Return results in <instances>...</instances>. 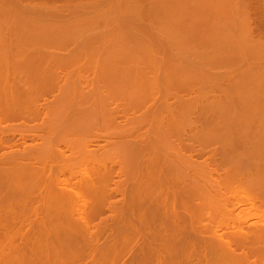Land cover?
<instances>
[{
    "label": "bare ground",
    "instance_id": "1",
    "mask_svg": "<svg viewBox=\"0 0 264 264\" xmlns=\"http://www.w3.org/2000/svg\"><path fill=\"white\" fill-rule=\"evenodd\" d=\"M165 1L0 0V264H264V27L254 24H264V0L221 7L243 34L234 45L225 27L224 47L238 53L219 65L240 56L259 73L246 78L254 84L214 70V56L193 59L219 38L186 45L175 35L184 54L179 38L178 49L168 41L159 26L189 31L203 12L166 11ZM206 1L213 19L218 1ZM78 163L95 167V182L87 170L81 187L62 178ZM78 201L79 221L50 219L73 217ZM106 210L131 231L102 235L111 224L83 216ZM249 210L261 220L243 225Z\"/></svg>",
    "mask_w": 264,
    "mask_h": 264
},
{
    "label": "rangeland",
    "instance_id": "2",
    "mask_svg": "<svg viewBox=\"0 0 264 264\" xmlns=\"http://www.w3.org/2000/svg\"><path fill=\"white\" fill-rule=\"evenodd\" d=\"M180 1H181V0H179L178 2H180ZM184 1L186 2V0L181 1V2L184 3V5H183V3H178V2H176L175 0H166L165 3H164V9H165L166 11H171V10H174L175 7H177V6H180V8H183V9L185 8V9H188V10H190V9H196V8H197L196 10H198L199 12H200V11L203 12V13L200 12L202 15L200 14L201 16H200V15L198 16L199 19H196L197 21H199V22H198L199 24H198L197 21L195 20L194 24L191 25V27H193L192 29H191V28L189 29L190 26H188V29H189V31H188V30L186 29L187 27H186V28H185V27H182V28H181L182 25H179V24H178V25H175V26H174L172 23H166V22H165V23H166V24H164L165 26L163 25V26H159V27H161V31L165 33V34L163 33V35L170 34V35H167V36H169V37H167V38H170V39H171V40H168V41L171 42V41L173 40V37L171 38V36H174V37H175V35H176V36H179V35H180V36L184 39L185 44H186L188 41H191L192 43L195 41V42H197V43H194L195 45H204V44H206L205 42H208V40H212V39H213L212 41H213V43H214V42L216 41V39L219 38V39H217L216 44L214 43V44H215V48H213L214 51H212L213 49H212V50H211V49L207 50L206 48L203 49L202 47H196V50H197V52H198V54H199V55H198L199 57H194L193 59H195V60L205 61V60H207L206 58H208V57H210V56H214V57L217 58L219 61H221V62L218 63V65L215 64L216 66L214 67V70L217 69V71H218V70H220L221 72L223 71V74H225L226 72H228V74H229L230 72H233V71H234L233 74H235L236 76H239L238 80H240V77H241V76H242V77H241V80H242V79L244 80V78L246 79L248 76H251V74H253V75L256 74V73H254V72H252V73L250 74V73H248V71H246L245 66L241 65L242 62H238L239 59H241V61L243 60L242 58H240V56H239L238 58H236V59L238 60V61H237L238 65H237L236 62H234L235 64L230 65V66H228V64H226V63H225L226 65H225L224 63H223V65H222V64L219 65L220 63H222V62L225 60L224 58H226V56L228 57L227 59H233L232 56H235V57H236L235 54L238 53V52H237V50H238V47H237V46L234 47L235 50L233 49V50H232L233 52H232V51H228V50H226V48L224 47V46L226 45V44H225V42H226L225 40H227L226 36H228V35L225 36V34H226L225 31H227L225 27H228L229 30H230V29H234V28L236 29L237 27L240 26V25L238 26V23H237V24H236V23H232L231 25H230V24H227V25H226V24L224 23V22H225V19H226L227 17H229V16H227V17L225 18V15L223 14V13H225V12H223V11H225V10H226L225 8H227V4H226V3L224 4V1H225V0H222V1H221V0H216V2H217V1H218V2L215 3V5H214V8H215V15L213 16V17H214L213 19L210 18V17H211L210 15H209L210 17H207L208 14H209V13L207 14V12H208L209 7H210V4H209L208 1L205 0V2H207L208 4L204 3L203 0H201V1H202L204 4H203L200 0H187L188 2H186V3H185ZM192 1H195V2L193 3ZM198 1H199V2H198ZM219 1H220V2H219ZM240 1H241V0H240ZM196 2H197V3H196ZM222 2H223V4H224L223 7H222ZM226 2H227V0H226ZM200 3H202V4H200ZM218 3H219V5H221V6L218 7ZM220 3H221V4H220ZM179 4H180V5H179ZM194 4H195V5H194ZM197 4H198V5H197ZM199 4H200V5H199ZM251 4H252V3H251ZM208 5H209V6H208ZM252 5H254V4H252ZM216 6H217L219 9L216 8ZM232 6H233V5H232ZM194 7H195V8H194ZM207 7H208V8H207ZM221 7L224 8L225 10L222 9ZM250 7H252V6H250ZM253 7H254V6H253ZM204 8H206V10H205ZM202 9L205 10V13H204V11H203ZM249 9H252V8H249ZM220 10H221V11H220ZM244 10H245V9H244ZM2 11H4V12L6 11V12H7L8 10H2ZM226 11H228V8H227ZM240 11H241V13H242V10H240ZM240 11H238L237 13H239ZM245 11H246V10H245ZM251 11H253V13L255 14V15H254L253 13H251V14L249 13V14H250L249 17L251 18V20L254 19V18L252 17L253 15L256 16L257 14H259L258 16H260V13H259V12L256 11L257 14L254 12V11H255L254 8H253V10H251ZM251 11H250V12H251ZM0 12H1V10H0ZM20 12H21V11H20ZM23 12H26V11H23ZM233 13H234V14H233L234 17L232 16L231 18H233L234 20H236V19L238 18V16H240V14L238 15L235 11H234ZM0 14H1V13H0ZM222 14H223V15H222ZM206 15H207V16H206ZM219 15H221V17H220ZM227 15H228V14H227ZM251 15H252V16H251ZM202 16H204V17H202ZM205 16H206L207 18H209L210 20H209V19L207 20V18H205ZM236 16H237V17H236ZM258 16L255 17V18H258ZM243 17H244V16H242V14H241V16H240L239 18H243ZM204 18H205V19H204ZM239 18H238V19H239ZM259 18H260V17H259ZM187 19H188V18H182V21L187 20ZM260 19H262V18H260ZM260 19H259V20H260ZM1 20H3V17H1ZM178 20H180V18H179ZM200 20H201V21H200ZM204 20H205V21H204ZM239 20H240V19H239ZM239 20H238V21H239ZM257 20H258V19H257ZM257 20H256V21H257ZM226 21H227V19H226ZM236 21H237V20H236ZM256 21H254V24H255L256 26L259 27V30H260V27H261V28L264 27V24L261 23L262 20H260L259 25H257V22H258V21H257V22H256ZM0 22H2V21H0ZM168 22H169V21H168ZM255 22H256V23H255ZM229 23H230V22H229ZM15 24H17V23L15 22ZM170 24H171V25H170ZM239 24H240V23H239ZM0 25H1V27H2V26H5V24H4V25L0 24ZM11 25H12V24H11ZM194 25H196V26L198 25V26L196 27V26H194ZM12 26L15 27V28H19V25H12ZM21 26H22V25H20V27H21ZM177 26H178V27H177ZM5 27H6V26H5ZM5 27H4V28H5ZM99 27H100V26H99ZM131 27H132V26H131ZM133 27H134V26H133ZM139 27H140V26H135V28H139ZM147 27L149 28V26H145V28H147ZM150 28H151V27H150ZM154 28H155V27H154ZM224 28H225V29H224ZM1 29H2V28H0V30H1ZM180 29H181V30H180ZM182 29H183V30H182ZM184 29H185V30H184ZM194 29H195V30H194ZM202 29H203V30H202ZM235 29H234V30H230L231 32H229V33H232V32L234 31L233 34H234V36H236L237 34L239 35V32H242V31H240L241 29H240V30H238V29L235 30ZM142 30H143V27H141L140 30H138V31L143 32ZM176 30H177L178 32H174V31H176ZM223 30H225V31H223ZM237 30L239 31L238 33L236 32ZM259 30L257 29V31H259ZM261 30H262V29H261ZM179 31H180V32H179ZM185 31H187V32H185ZM221 31H222V32H221ZM262 31H263V30H262ZM195 32H196V34H195ZM260 32H261V31H260ZM155 33H156V32H155ZM158 33H159V32H158ZM158 33H157V34H158ZM176 33H177V34H176ZM202 33H203V34H202ZM206 33H207V34H206ZM224 33H225V34H224ZM227 33H228V32H227ZM262 33H264V31H263ZM173 34H174V35H173ZM188 34H189V35H188ZM199 34H200V35H199ZM205 34H206V35H205ZM209 34H210V35H209ZM242 34H243V33H240L239 37H240ZM1 35H2V34H1ZM158 35L161 36V34H158ZM163 35H162V39L165 38ZM182 35H184V36H182ZM207 35H209V36H207ZM222 35H224L223 37H225L226 39H224V38L222 37ZM238 35H237V36H238ZM189 36H192V37H189ZM196 36H198V37H196ZM203 36H204V37H203ZM214 36H215V37H214ZM237 36H236V37H237ZM263 36H264V35H263ZM96 37H97V36H96ZM163 37H164V38H163ZM185 37H186V39H185ZM239 37H237V39L234 38V40H233V37H231L232 39L230 38V42H232V44L234 43V45H240V44H239V41H238ZM13 38H14V37H13ZM167 38H166V39H167ZM175 38H176V37H175ZM177 38H179V37H177ZM177 38H176V39H177ZM182 38H181V39L179 38L180 40L178 39V41H181ZM191 38H192V39H191ZM215 38H216V39H215ZM242 38H244V36H243ZM11 39H12V38H11ZM176 39H174V40H176ZM206 39H207V40H206ZM235 39H236V40H235ZM111 40H112V39H111ZM164 40H165V39H164ZM185 40H186V41H185ZM220 40H221V41H220ZM239 40H241V38H240ZM12 41L15 42L14 39H13ZM108 41H109V40H108ZM224 41H225V42H224ZM243 41H244V39H243L242 41H240V42L245 43V42H243ZM33 42H36V41L34 40ZM37 42H40V40L37 41ZM112 42L114 43L115 41L112 40L111 42H107V43H112ZM166 42H167V41H166ZM174 42H175V41H174ZM174 42L172 41V43H174ZM176 42H177V41H176ZM176 42H175L173 45H175ZM168 43H169V42H168ZM172 43H171V45H172ZM178 43H180V42H178ZM189 43H190V42H188V44H186V45H189ZM203 43H204V44H203ZM181 44H182V41H181ZM245 44H246V45H245ZM245 44H243V45H245V47H246L248 44H247V43H245ZM179 45H180V44H179ZM186 45H185V46H186ZM241 45H242V44H241ZM243 45H242V46H243ZM175 46H176V45H175ZM182 46H183V48H182ZM185 46L182 44L180 48H179V46H176V48H177V49L179 48L178 50L181 51L180 49H184ZM188 47H189V46H188ZM190 47H191V45H190ZM190 47H189V48H190ZM185 48L187 49V46H186ZM192 48H193V47H192ZM222 48H223V50H224V49H225V50L223 51ZM68 49H70V48H68ZM186 49H185V51H186ZM220 49H221V50H220ZM174 50H175V49H174ZM178 50L176 51V54H178V55H180L181 52H183L182 54H184V52H185V51H181V52H179ZM190 50H191V48H190ZM202 50H204V51H202ZM244 50H245V49H243V52H244ZM171 51L173 52V49H172ZM171 51H169V52L171 53ZM201 51H202V52H201ZM209 51H210V52L212 51V52L210 53ZM215 51H216V52H215ZM219 51H220V55H219ZM225 51H226V52H225ZM247 51H248V50H247ZM247 51H246V52H247ZM177 52H178V53H177ZM203 52H204V53H203ZM205 52H206L207 54H206ZM222 52H223V53H222ZM243 52H242V53H243ZM185 53H188V49H187V52H185ZM202 53H203L204 55H203ZM213 53H214V55H213ZM230 53H232V54H230ZM234 53H235V54H234ZM167 54H168V53H167ZM174 54H175V51H174V53H172V54H170V55L172 56V55H174ZM225 54H226V55H225ZM207 55H208V56H207ZM209 55H210V56H209ZM168 56H169V55H166V57H163V58H164V59H167V58L170 57V56H169V57H168ZM181 56H182V55H181ZM183 56H184V55H183ZM183 56L181 57L182 60H185V61L190 60V61H191V59H192V57H187L186 54H185V58H183ZM253 57H254V56L251 57V54L249 53V54L247 55L246 58L250 60V59H252ZM170 58H171V57H170ZM172 58L176 60V56H175V58H174V57H172ZM172 58H171V59H172ZM255 58H256V57H255ZM178 59H180V57H179ZM222 60H223V61H222ZM233 60H234V59H233ZM233 60H232V61H233ZM235 61H236V60H235ZM239 64H240V65H239ZM221 66H222V67H221ZM216 67H217V68H216ZM215 68H216V69H215ZM225 68H226V69H225ZM229 69H230V70H229ZM220 71H219L218 73H220ZM243 71H244V72H243ZM245 71H246L248 74H247ZM221 74H222V73H221ZM233 74H231V75H233ZM257 74L259 75L258 72H257ZM257 74H256V76H258ZM246 75H247V76H246ZM260 75H261V74H260ZM233 76H234V75H233ZM236 76H235V77H236ZM252 78H253V79L248 78V79H246V80H253L252 82H253V84H254V83H255L254 81H256V80H254L255 77H252ZM249 82H250V81H249ZM252 82H250V83H252ZM240 83H241V85H242V81H240ZM240 83H239V84H240ZM241 85H239V86H241ZM201 121H203V120L201 119ZM201 121H198V122H200V124H201V123H203V122H201ZM250 122H251V121H250ZM250 122H249V123H250ZM258 122H259V121H257V122L254 121V123H258ZM261 122H262V121H261ZM240 123H241V122H240ZM243 123H244V122H243ZM251 123H252V122H251ZM259 123H260V122H259ZM32 124H33V123H32ZM252 124H253V123H252ZM189 128H190V127H189ZM186 129H187L188 131L185 130L184 133L187 134V135L184 134V135H183V138H184V136L186 137V136L190 135L189 133H186V131H187V132L190 131V133H191V130H192L193 128H192V129H188V127H186ZM192 131H194V130H192ZM194 132H196V131H194ZM194 132H193L192 134H194ZM190 136H191V135H190ZM192 137H193V139L196 138V137H194L193 135H192ZM184 139H188V138L186 137V138H184ZM190 139L193 141V139H192L191 137H190ZM196 139H197V138H196ZM200 139H201V138H200ZM203 139H205V138H203ZM188 140H189V139H188ZM191 140H189L188 143H189ZM197 141H198V139H197ZM102 143H103V141L100 142V144H102ZM190 143H191V142H190ZM194 143L196 144V142H194ZM103 144H105V143H103ZM16 145H17V144H16ZM112 145H113V144H112ZM193 145H194V144H193ZM202 145H204V144H202ZM208 145H209V144H208ZM208 145L206 144V147H207V148H206V147L204 148L205 151H206V149H207V151H208L209 148L211 149V147L213 146V145H211V146L209 145L210 147H208ZM108 146H109V147H112L111 145H109V143H108ZM108 146H106V147H104V148H108ZM192 147H195V146H192ZM192 147H191V149H193ZM196 147H197V146H196ZM196 147H195V149H196ZM200 147H201V144H200ZM200 147H197V148H200ZM202 147H203V146H202ZM202 147H201V149H202ZM213 147H214V146H213ZM213 147H212V148H213ZM184 148H185V147H184ZM184 148H183V149H184ZM186 148H188V147H186ZM186 148H185V149H186ZM108 149H110V148H108ZM195 149L192 150V151H193V152H197V150H195ZM213 149H214V148H213ZM186 150H187V149H186ZM202 150H203V149H202ZM218 150H219V149H218ZM188 151H189V150H188ZM212 151H213V150H212ZM219 151H220V150H219ZM183 152H184V154L187 153V151H186V153H185L184 150H183ZM189 152H190V151H189ZM189 152L187 153L188 155H189ZM193 152H192V154H196V153H193ZM199 152H200V151H199ZM203 152H204V151H203ZM209 152H210V151H208V154H209ZM190 153H191V152H190ZM187 154H186V155H187ZM206 155H207V153H206ZM97 156H99V158L101 157V155H99V154H98ZM112 157H113V156H112ZM112 157L110 156V158H112ZM78 158H79V157H78ZM97 158H98V157H97ZM99 158H98V159H99ZM98 159H97V160H98ZM112 159H113V158H112ZM112 159H109V160L111 161ZM78 160H79V159H78ZM92 161H93V160H92ZM94 161H95V160H94ZM76 163H77V162H76ZM105 163H106V165L108 166L109 164L111 165L112 162H108V160H106ZM92 164H93V162L91 163V165H92ZM95 164H96V163H95ZM91 165H88V166L85 165V166L82 167V166L79 165V163H78L77 165L75 164L76 167H74V168L71 169V170H73V172L75 171V173H74V174H75V178L72 179V177H74V174H73V172H72V173H69V171H67L68 174L65 173L64 175H62V178H63V176H65V177L68 179V175H69V177H70V178H69L70 181L74 183V184H71V185L74 186V185L76 184L78 187H81L80 185H82V184H81V182H79V181L82 179V178H81V175L84 174V171L87 170L86 172H89L90 174L92 173L93 175L98 174V173H93V171H95V170H93L95 167L93 166L94 168L92 169V168L90 167ZM110 165H109V166H110ZM79 168H81V169L79 170ZM85 168H86V169H85ZM77 170H78V171H77ZM76 172H77V175H76ZM72 174H73V176H71ZM92 174H91V175H92ZM66 175H67V176H66ZM83 176H84V175H83ZM97 176H98V175H97ZM95 177H96V175H95ZM95 177L93 176V181H94V179H97V177H96V178H95ZM75 179H76V180H75ZM83 179H84V178H83ZM114 179H116V178H114ZM96 181H98V180H96ZM75 182H76V183H75ZM94 182H95V181H94ZM78 183H80V184H78ZM77 186H76V187H77ZM94 192H95V191H94ZM96 193H97V192H95V195H91V196H94L93 198H89V199L91 200V202H92V205H93V203L97 205L98 200H99V198H100L99 195H101V194H100L99 192H98L99 194H98V193L96 194ZM96 195H97V196H96ZM118 196H119V195H118ZM96 197H99V198H96ZM119 197H120V196H119ZM94 198H96V199L94 200ZM115 198H117V197H115ZM115 198H114V197H113V198H110V200L112 199L111 201L114 202V201H116V200H114ZM117 200H118V199H117ZM230 201H233V200L230 199ZM234 201H235V200H234ZM96 202H97V203H96ZM147 203H149V202H147ZM177 203H179V202H177ZM193 203H195V202H193ZM84 204H85L84 202H80V201H78V205H80V206L77 208V212H76L75 210H73V211L75 212V214H76V215L73 214V215H74L73 217H72V216H70V217H69V216H57V217H52V218H50V219H51V220H54V221H57V220H58V221H61V220L64 221V220H67V219H68L67 221H69V222H72V221H75V220H76V221H77V220L79 221V219H81V218H80V217H81L80 215L82 214L80 210L82 209V206H83ZM178 205H179V204H178ZM93 206H94V205H93ZM95 207H96V206H95ZM74 209H76V208H74ZM95 210L97 211V208H95ZM98 211H100V210H98ZM106 211H107V210H106ZM106 211L104 212V214H98V215H96L95 213H93V214L91 215V217H86V215H83V216H85V219L88 218V219L92 220V221H93V224H94L97 228H98V226H97L96 223L101 222L100 220H98V218H100V217H101V219L103 220L101 223L106 222L108 225L111 224L110 227H109L110 230H109V231L105 230L106 233H103L102 235H105V234H106V236H108L107 233L109 234L110 231H111L110 234L114 235V234L118 233V231H116L117 229H118V230H120V229H121V230H122V229L124 230V229L127 228L128 230H125L124 232H126V231H128V232L131 231V226L125 225V226H128V227H124L123 224L118 225L117 221H115V219L112 217V215H111V216H108L110 212L107 211V212H108V213H107ZM243 211H244V210H243ZM243 211H242V212H243ZM246 211H247V210H246ZM250 211H253V214H254V215H252V213H251ZM94 212H95V211H94ZM240 212H241V211H239V214H240ZM242 212H241V215H239L240 217H239L238 215H236L235 217H236V218L239 217V218L237 219V221L240 220V219H242V218L245 220V219H246V216L248 215V217H247V220H248V221H247V220L244 221V220L242 219V220L244 221V222L241 221L242 224L244 223L243 225H245V224H249V226H250V224L257 223L256 220H257V221H260V220H261L260 217L258 218V217L256 216L257 212H256V211L254 212V210H249L250 213H249V212H246L247 215H246L244 212H243V213H242ZM77 213H79V214H77ZM96 213H99V212H96ZM234 213L238 214V210H237V212H234ZM248 213H249V214H248ZM255 213H256V214H255ZM94 214H95L96 216H95ZM105 214H107V215H105ZM250 214H251V215H250ZM99 215H100V216H99ZM104 215H105V216H108V217H104ZM77 216H79V217H77ZM249 216H251V218H250ZM252 216H253L254 218H253ZM60 217H61V218L64 217V218L61 219ZM65 217H66V218H65ZM71 217H72V218H71ZM93 217H94V218H93ZM131 217H132V216H131ZM213 217H214V216H213ZM227 217H228V216H227ZM235 217H234V215H233V218H235ZM255 217H256V218H255ZM132 218H134V217H132ZM193 218H194V217H193ZM193 218H192V219H193ZM203 218L206 219L205 217H200V218L197 217L196 220H197V219H198L197 221H199V220H201V219L203 220ZM214 218H216V216H215ZM217 218H218V217H217ZM217 218H216V219H217ZM230 218L233 219L232 216H230ZM248 218H249V219H248ZM0 219H1L2 221H5V223H6V218H4V217L1 218V217H0ZM16 219H17V218H16ZM29 219H34V218H29ZM46 219L48 220L49 218H46ZM60 219H61V220H60ZM72 219H73V220H72ZM74 219H75V220H74ZM134 219H135V218H134ZM134 219L127 218L126 220H134ZM185 219H188V218L186 217ZM194 219H195V218H194ZM219 219H221V217H220ZM223 219H224V218H223ZM228 219H229V218H228ZM231 219H229V220L231 221ZM17 220H18V219H17ZM71 220H72V221H71ZM136 220H137V219H136ZM226 220H227V219H226ZM234 220L236 221V219H234ZM234 220H232V221H234ZM2 221H0V224L3 223ZM98 221H99V222H98ZM246 221H247V223H246ZM95 222H96V223H95ZM223 222H225V220H223ZM241 222H239V224H241ZM115 224H116V225H115ZM1 225H3V224H1ZM114 225L117 226V229H116V227H115ZM121 225H123V226H121ZM113 226H114V229H113ZM111 227H112V228H111ZM105 229H108V227L105 228ZM123 230H122V232H123ZM223 230H224V229H223ZM98 231H99V230H98ZM142 231H143V230H142ZM112 232H113V233H112ZM124 232H123V233H124ZM128 232H126V233H128ZM129 234H130V233H129ZM112 235H111V236H112ZM127 235H128V234H127Z\"/></svg>",
    "mask_w": 264,
    "mask_h": 264
},
{
    "label": "flooded vegetation",
    "instance_id": "3",
    "mask_svg": "<svg viewBox=\"0 0 264 264\" xmlns=\"http://www.w3.org/2000/svg\"><path fill=\"white\" fill-rule=\"evenodd\" d=\"M18 138V136H16V138L15 139H17ZM16 143V142H15Z\"/></svg>",
    "mask_w": 264,
    "mask_h": 264
}]
</instances>
